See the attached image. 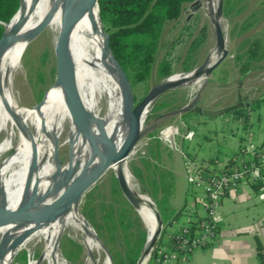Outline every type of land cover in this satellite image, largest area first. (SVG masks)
Listing matches in <instances>:
<instances>
[{
  "label": "bare ground",
  "instance_id": "6f19581e",
  "mask_svg": "<svg viewBox=\"0 0 264 264\" xmlns=\"http://www.w3.org/2000/svg\"><path fill=\"white\" fill-rule=\"evenodd\" d=\"M82 1L22 0L19 11L7 24V35L11 40L0 55V136L2 133L6 135L0 141V156L12 146L16 135L19 142L10 157L5 155L0 160V211L17 208L29 201L32 210L43 209L63 192L72 191L114 153L108 168L124 175L135 196L133 205L151 232V237L147 234L146 249L139 261V264H147L149 246L161 226L154 201L137 188L128 168L129 157L139 141H136L127 157L118 156L125 147L130 126L124 109L125 80L108 49V37L105 38L99 30L95 11L97 2L72 20L66 44V54L90 116L89 134L101 148L96 159H90L86 135L79 130L70 113L65 84L60 78H56L61 90L60 108L48 123L43 122L35 110L21 104L14 94V83L22 66L21 57L31 40H34L35 30L49 19L48 25L58 36L65 20ZM206 6L212 18L217 11L218 0H207ZM208 58L213 64L219 55L214 50ZM190 75L179 73L173 79ZM202 78L192 83H196L199 88ZM153 104L154 100H150L144 108L140 134L144 132L145 120ZM62 137L64 140L60 141ZM61 145H68L71 149V157L66 165L54 160V157L59 156ZM82 198L83 195L70 199L59 211L42 214L39 219L22 218L0 224V264H12L21 248L40 242L44 245L43 254L38 260L34 259L32 264H39L44 259L50 260L51 264H62L64 260L60 245L66 232L72 235L82 233L89 257L93 258L94 249L104 251V264H112L95 229L81 211Z\"/></svg>",
  "mask_w": 264,
  "mask_h": 264
},
{
  "label": "rangeland",
  "instance_id": "374dc122",
  "mask_svg": "<svg viewBox=\"0 0 264 264\" xmlns=\"http://www.w3.org/2000/svg\"><path fill=\"white\" fill-rule=\"evenodd\" d=\"M206 1L198 0L199 6L195 10L194 5L186 4L179 19L169 22L165 27L157 63L163 57H167L172 63L174 74L190 72L183 71L186 64L194 65L196 68L215 50V27L208 14ZM223 11L222 25L226 35L227 56L210 75L202 76L201 87L197 88L196 83H184L162 92L154 100L153 107L145 120L144 132L140 134L139 143L128 160L129 171L135 178L137 188L142 192H144L143 186L132 171L134 165L138 166L147 176L151 175L153 171L163 172L168 181H173V193L170 197L171 205L176 209L184 203L186 191L191 190L190 194H192L193 190L190 186L192 184L185 174V155L199 162L204 161L201 159L202 155L213 154L215 150L222 154L229 148L233 149L230 147L233 145L230 136L238 128L244 133V136L250 137L254 141L262 136L264 139V101L253 108L249 107V102L261 96L264 87V0H231L226 10ZM57 38V33L48 25L34 40H31L22 54V66L18 72L16 83H14V94L19 102L35 110L43 122H45L43 113H46L52 121L60 108L61 90L56 81L55 44ZM194 40H197L196 47L190 51ZM253 40H259L262 43L255 57L250 55V49L253 50L250 42ZM250 57H252L250 69L244 73L241 69L242 64ZM157 83L159 82H157L155 67L151 79L133 86L135 102L141 100ZM45 93V99L40 102ZM195 96H198V105L212 109L243 101L244 105L239 107H242L243 113L249 112L248 120L245 122L238 118V115L233 111L224 113L237 116L228 120L220 118V115L209 116L197 113L193 108L182 112L176 111L191 103ZM163 129H165V133H170L167 137L161 135ZM191 131L194 133L189 136ZM5 136V133H2L0 141H3ZM62 138L60 141L64 140ZM157 140H160L161 150L160 152L155 151L156 156H152L150 147L156 149ZM18 142L19 137L16 135L12 146L0 156V160L10 157L17 149ZM58 155V157H54V160L66 165L71 157V149L68 148V145H61ZM114 175L115 170L107 168L98 177L83 195L81 211L82 207L88 204V208H91L90 210L97 219H100L103 206L113 202L118 206H132L133 215L140 216L123 192L122 194L115 192ZM198 190L201 189L198 188ZM150 197L154 201L157 211L166 221L162 224L160 234L161 236L164 233L163 239L166 241L173 228L187 221L188 212L184 210L174 221L167 223L170 207L160 206L158 208L154 198ZM87 199L90 200L89 203ZM85 218L90 222L86 216ZM144 226L146 227L145 223ZM133 228L135 230L136 226L134 225ZM105 233L108 234L106 230ZM148 233L151 237V232ZM121 234L123 235L122 232H120ZM69 237L82 244L79 255L72 259L66 257L63 247V243H66V239ZM25 248L29 255L28 264H32L34 259L38 260L44 251V245L41 242L20 250ZM60 251L64 260L62 264H90L91 262V264H104L106 256L104 251L94 249L92 251L93 258H90L82 233L72 235L66 232L61 239ZM150 262L151 255L147 264ZM39 264H51V261L44 259Z\"/></svg>",
  "mask_w": 264,
  "mask_h": 264
},
{
  "label": "trees",
  "instance_id": "16d2710c",
  "mask_svg": "<svg viewBox=\"0 0 264 264\" xmlns=\"http://www.w3.org/2000/svg\"><path fill=\"white\" fill-rule=\"evenodd\" d=\"M194 1L196 0H99L100 11L96 4L95 11L99 30L101 26L102 32L101 30L100 32L102 35L109 33L113 54L126 72L132 87L137 83L151 79L155 67L157 82H161L174 74L172 63L167 57H163L157 63L158 51L162 45L166 25L179 19L185 5ZM230 1L224 0V10H226ZM21 3L22 0H0V39L5 32V24L10 23L19 11ZM196 41H193L190 51L196 47ZM250 45L253 48V50L250 49V55L255 57L262 43L259 40H253ZM251 59L252 57L242 64L241 69L244 73L250 69ZM193 68L194 65L186 64L183 71H191ZM45 97L46 93L40 102ZM262 101H264V91L260 97L250 102L249 107L253 108ZM241 108L237 107L233 112L246 122L249 112L247 114L243 113ZM43 117L46 123L51 121L46 113H43ZM155 147L156 149L150 147L152 156H156L155 151L160 152V140L156 141ZM146 162L149 166L148 160ZM132 171L140 180L143 186L142 190L154 198L158 208L160 206L170 207L167 223L174 221L186 210L187 196L179 208L176 209L171 205L170 196L173 193V181H168L165 173L153 171L151 175L147 176L136 165L132 166ZM203 172L207 174L210 170L205 169ZM113 182L115 192L122 194L116 175H114ZM255 188L258 189V184H255ZM87 201L90 202L89 199ZM88 206L87 204L82 207V212L93 224L97 234L109 249L113 264H137L146 249L148 231L141 217L138 214L133 215V207L118 206L111 202L103 206L102 216L97 219ZM161 220L162 224L163 222L166 223L162 216ZM134 225L136 226L135 230ZM105 230L108 234L105 233ZM120 232L123 233L122 236ZM160 234L161 230L158 231L153 241L151 262L166 251L163 239L164 233L161 236ZM63 247L65 248L64 253L69 259L78 256L82 250V244L71 237L66 239ZM262 248L263 246H259L261 264H264ZM28 260V251L23 249L17 252L12 264H28Z\"/></svg>",
  "mask_w": 264,
  "mask_h": 264
},
{
  "label": "water",
  "instance_id": "95a60500",
  "mask_svg": "<svg viewBox=\"0 0 264 264\" xmlns=\"http://www.w3.org/2000/svg\"><path fill=\"white\" fill-rule=\"evenodd\" d=\"M94 2H97L99 11H100L99 0H83L79 5H77L73 9L70 17L65 20L60 30V33L58 35L56 44H55L57 77L60 78L65 84V89H66L68 100H69L70 113L77 127L79 128V130L83 131L86 135V138H87V141L90 147L91 161L95 160L96 157L101 153V148L97 145V143L92 139V137L89 134L90 116L84 104V101L82 99L78 79L74 73V70L70 63V59H68V56L66 54V44H67L69 28H70V24L72 20L81 11L91 7L94 4ZM191 4L195 6L194 10L198 8L199 6L198 0L192 2ZM223 10H224V0H219L217 11L215 15L211 18V21L215 27V33H216L215 51L219 55V58L213 64H210V60L209 58H207L201 65L194 68L190 72H183L186 74L191 73L190 76L181 77L178 79H173V77L177 74H173L169 76L168 78L155 84L150 89V91L138 102H135L133 87L128 79L126 72L123 70L120 63L117 61L116 57L113 54V51L110 46V35L109 33H106L108 36V44H107L108 49L118 69L122 72L124 76V80H125V83L123 84L124 109H125V114L129 118V122H130L129 131H128V135H127L126 142H125V147L119 152V155H118L120 158L127 157L131 148L136 143V141L139 139L140 137L139 128H140L141 116H142L145 106L150 100H155L162 92H165L171 88L182 85L184 83H192L196 81L197 79L201 78L202 76L210 75L212 71L227 56L228 49L226 48V43H225L226 35H225L223 25H222V21L224 18ZM49 23H50V20L46 19L35 30L33 37H36L41 31H43L48 26ZM5 27H6L5 32L0 39V55L3 52V50L8 46L11 40V38L7 35V24H5ZM197 100H198V96H195V98L191 101V103L179 108L176 111L182 112V111H186L188 109L193 108L194 111L197 113H202V114H206L209 116H219L226 112L233 111L235 108L241 105H244V102L240 101V102L229 104V105H226L220 108L212 109V108H207V107L198 105ZM113 156H115L114 153L110 156L109 159H105L99 166H97L95 170L91 174H89L85 179H83L72 191L63 192L56 200H54L51 204L44 207L43 209L32 210L31 202L29 201V202H26L24 205H21L17 208H14L11 210L0 211V224H6L9 222L18 221L19 219H22V218L39 219V217L42 214L55 213L59 211L62 208V206L66 202H68L70 199L79 197L86 193V191L93 185V183L98 179V177L110 166ZM115 175L118 178L119 186L123 194L132 204H134L135 196L130 190L124 175L119 172H115ZM157 217L159 220V224L162 227V220H161L159 211H157ZM161 227L159 230H161ZM95 233H96L98 240L104 246L108 254V257L112 262V256H111L109 249L104 244L102 239L99 237L96 230H95ZM153 241L154 239L151 241V244L149 246V250H148L149 256L151 255V251L153 249ZM139 261L137 264H139Z\"/></svg>",
  "mask_w": 264,
  "mask_h": 264
},
{
  "label": "crops",
  "instance_id": "0c3cea01",
  "mask_svg": "<svg viewBox=\"0 0 264 264\" xmlns=\"http://www.w3.org/2000/svg\"><path fill=\"white\" fill-rule=\"evenodd\" d=\"M236 117L229 113L224 114L223 117L220 115V118L225 120ZM230 140L233 142L230 146L233 149L229 148L222 154L215 150L213 154L201 156V159L207 162L206 169L220 170L247 160L251 156L248 151V146L251 144L264 148L263 136L254 141L244 136L239 128L233 132ZM190 186L193 190L192 194H190L191 190L186 191V210L188 219L197 220L205 213L203 206L205 193L202 189L198 190L193 185ZM221 214L218 233L212 241L190 252L182 253L178 258L166 263H160L155 258L150 264H261L259 246L264 245V201L258 198L255 185L243 184L239 191L226 193L221 200ZM183 224L173 228L169 233L164 241L166 250L171 248L173 233Z\"/></svg>",
  "mask_w": 264,
  "mask_h": 264
},
{
  "label": "built area",
  "instance_id": "2783aa9c",
  "mask_svg": "<svg viewBox=\"0 0 264 264\" xmlns=\"http://www.w3.org/2000/svg\"><path fill=\"white\" fill-rule=\"evenodd\" d=\"M193 133L191 131L189 136ZM169 134L165 133V129L161 131L163 137ZM248 151L251 156L247 160L207 174L203 172L207 167L206 161L198 162L185 155V174L188 180L195 188H200L205 193V213L194 221L189 218L173 233L171 248L156 257L158 262L166 263L178 258L182 253L212 241L222 220L221 200L229 191L237 192L243 184H258L257 196L264 201V148L251 144ZM261 251L264 258V245Z\"/></svg>",
  "mask_w": 264,
  "mask_h": 264
}]
</instances>
